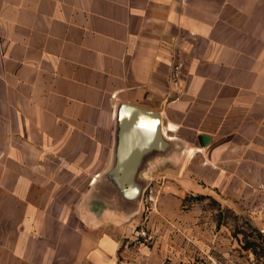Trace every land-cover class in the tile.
<instances>
[{
    "label": "crops",
    "instance_id": "1",
    "mask_svg": "<svg viewBox=\"0 0 264 264\" xmlns=\"http://www.w3.org/2000/svg\"><path fill=\"white\" fill-rule=\"evenodd\" d=\"M121 104L178 144L133 212L91 185ZM249 232L264 235V0H0V264H254Z\"/></svg>",
    "mask_w": 264,
    "mask_h": 264
},
{
    "label": "water",
    "instance_id": "2",
    "mask_svg": "<svg viewBox=\"0 0 264 264\" xmlns=\"http://www.w3.org/2000/svg\"><path fill=\"white\" fill-rule=\"evenodd\" d=\"M115 120L113 160L104 173L94 177L92 191L118 209L133 212L144 199L149 162L169 156L178 144L166 136L161 116L154 111L121 104Z\"/></svg>",
    "mask_w": 264,
    "mask_h": 264
},
{
    "label": "rangeland",
    "instance_id": "3",
    "mask_svg": "<svg viewBox=\"0 0 264 264\" xmlns=\"http://www.w3.org/2000/svg\"><path fill=\"white\" fill-rule=\"evenodd\" d=\"M191 200L192 199H188L187 204H186L188 206V208H186L184 210L191 211V212L195 211V212L199 213V215L197 214L198 216L196 214H194V215H196L194 218H196L198 220H201V219L202 220H220L222 215L226 216V212H224L222 210L221 205H217V203H215L213 200H204L203 202L198 203L199 204L198 207L195 206V208H193L192 205L189 206V204H191ZM203 205H204V209L202 208ZM202 209L204 210L203 213L201 211ZM146 215H147V213H146ZM231 215H228L225 218H227V220L230 221L233 218V214H231ZM144 219H145V216H143V220ZM139 223H140L139 221L137 223H135L129 229V231L135 230L136 228H138L137 225ZM241 231H243V233H239L240 235H242V236H243V234L247 235L246 234V232H247L246 228H245V230H242L240 228V232ZM140 233L144 237L147 236L145 232H140ZM249 235L251 236L252 239L254 238L253 240H251V241H254L252 243V245H253L252 249L256 253V255H254V258H253V263L254 264H264V235L260 232L259 233L255 232L254 234L249 232ZM243 245L245 247L247 246L246 243H244Z\"/></svg>",
    "mask_w": 264,
    "mask_h": 264
}]
</instances>
